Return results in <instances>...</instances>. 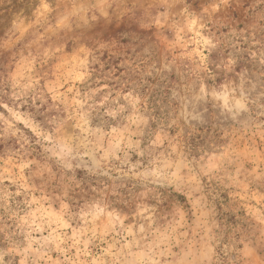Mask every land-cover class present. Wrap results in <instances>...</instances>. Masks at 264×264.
<instances>
[{"label":"rangeland","instance_id":"374dc122","mask_svg":"<svg viewBox=\"0 0 264 264\" xmlns=\"http://www.w3.org/2000/svg\"><path fill=\"white\" fill-rule=\"evenodd\" d=\"M0 264H264V0H0Z\"/></svg>","mask_w":264,"mask_h":264}]
</instances>
